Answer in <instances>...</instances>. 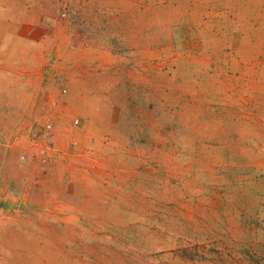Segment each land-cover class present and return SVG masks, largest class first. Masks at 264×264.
<instances>
[{
	"label": "rangeland",
	"instance_id": "obj_1",
	"mask_svg": "<svg viewBox=\"0 0 264 264\" xmlns=\"http://www.w3.org/2000/svg\"><path fill=\"white\" fill-rule=\"evenodd\" d=\"M0 264H264V0H0Z\"/></svg>",
	"mask_w": 264,
	"mask_h": 264
},
{
	"label": "built area",
	"instance_id": "obj_2",
	"mask_svg": "<svg viewBox=\"0 0 264 264\" xmlns=\"http://www.w3.org/2000/svg\"><path fill=\"white\" fill-rule=\"evenodd\" d=\"M75 123H77V122H75Z\"/></svg>",
	"mask_w": 264,
	"mask_h": 264
}]
</instances>
